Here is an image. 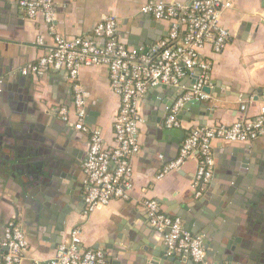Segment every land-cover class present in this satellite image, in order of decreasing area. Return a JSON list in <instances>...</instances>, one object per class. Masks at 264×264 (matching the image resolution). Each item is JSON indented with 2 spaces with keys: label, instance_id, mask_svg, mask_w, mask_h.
Wrapping results in <instances>:
<instances>
[{
  "label": "crops",
  "instance_id": "crops-1",
  "mask_svg": "<svg viewBox=\"0 0 264 264\" xmlns=\"http://www.w3.org/2000/svg\"><path fill=\"white\" fill-rule=\"evenodd\" d=\"M18 1L0 0V118L11 121L14 129L32 126L37 130L36 158L54 155L51 171L57 174L50 176L55 181L44 175L31 195L19 175L6 176L0 169V234L11 224L21 226L30 243L23 264H46L77 228L82 248L103 251L108 264H172L157 257L172 255L165 234L150 224L144 207L147 200L158 201L166 215L180 218L185 230L202 240L209 263L229 264L227 259L236 257L233 264H264V139L248 144L214 142L213 179L200 197L193 186L198 167L194 159L157 179L179 156L187 127L230 126L256 117L264 107V0H236L223 15L231 38L221 55H213L209 48L204 51L212 66L210 100L190 102L191 109L184 112L182 107L178 118L187 127L168 129L165 121L177 99L193 88L199 71L187 74L177 88L158 86L147 91L140 104L141 152L132 159L130 198L99 207L89 216L83 165L90 133H82L59 114L62 108L73 107L66 73L50 71L38 79L20 73L53 40L43 17L29 19ZM148 1L55 0L57 27L66 37L93 38L97 23L113 16L119 22V39L146 54L168 36L170 27L142 14ZM39 37L44 45L37 44ZM80 82L88 94L87 126L100 130L106 145H111L120 100L110 88L109 70L84 68ZM18 110L24 111L19 127L12 122ZM236 173L241 175L237 186ZM227 189H234L232 195ZM45 196L47 206L39 201ZM175 256L179 264H195Z\"/></svg>",
  "mask_w": 264,
  "mask_h": 264
},
{
  "label": "built area",
  "instance_id": "built-area-1",
  "mask_svg": "<svg viewBox=\"0 0 264 264\" xmlns=\"http://www.w3.org/2000/svg\"><path fill=\"white\" fill-rule=\"evenodd\" d=\"M18 2L29 19L43 17L53 40L51 47L20 73L37 79L50 71L66 73L72 88L73 107L62 108L59 114L63 121L73 124L82 133H90L88 156L83 165L86 215H92L99 207L115 200H129L133 190L132 159L141 152L138 135L143 97L153 87L177 88L187 74L199 71L193 88L177 99L165 121L168 129L187 127L179 120V112L186 103L210 100L204 89L210 85L212 66L204 51L209 48L215 56L225 52L231 32L222 23V17L234 8L236 0L146 2L141 8L143 15L170 25L168 36L146 54L119 39L116 17L97 23L93 38L66 37L57 27L55 0ZM44 42L42 37L37 39L38 45ZM92 67L108 68L110 88L120 100L111 145H106L100 130L90 129L86 123L88 94L80 82V74L82 69ZM242 110L245 111L246 106ZM187 129L179 156L163 168L157 179L179 171L194 159L198 167L193 186L200 197L213 179L214 142L248 144L264 139V107L256 117L239 119L230 126L192 125ZM144 207L152 228L165 234L170 255L187 257L195 264H212L207 261L202 240L186 231L180 218L166 215L156 200L145 201ZM29 248V240L21 226L9 225L0 234V264H23ZM46 264L108 263L103 251L82 248L81 231L77 228Z\"/></svg>",
  "mask_w": 264,
  "mask_h": 264
},
{
  "label": "water",
  "instance_id": "water-1",
  "mask_svg": "<svg viewBox=\"0 0 264 264\" xmlns=\"http://www.w3.org/2000/svg\"><path fill=\"white\" fill-rule=\"evenodd\" d=\"M2 75V71H0V77ZM204 91L207 94H211L210 87H206ZM192 105L193 103L185 104L182 112H184L186 109H191ZM23 112V110H18V113L20 114H16L18 115L17 120L12 121L13 125L19 127L22 125V123H24L22 115ZM37 140V130H35L32 126H30V128L24 127L21 130H18L12 127L11 121L0 118V169L6 176L16 177L19 175L27 190H32L31 195L37 187L38 182L40 180L42 181L44 175L45 178H51L53 181L55 180L50 176L57 175L55 172L51 171V169L54 168V165H52L51 162L54 155L49 158H44L42 156L36 158V153H34L36 151V147L34 146ZM42 154L49 156L48 153H44L43 151ZM236 176L238 179H236L234 182L237 186L240 185L239 183L241 175L239 176L236 173ZM227 191L229 195H232L234 189H227ZM39 201L47 206L46 202L48 199L46 196L43 197V199H39ZM37 211L41 212L42 209ZM245 255L247 256L246 253ZM245 255L240 254L242 258H245ZM157 257L164 262L167 261L172 264H179L175 255L166 257L164 253H161L157 255ZM236 259V257H229L227 262L229 264H233ZM253 259L255 258L253 257Z\"/></svg>",
  "mask_w": 264,
  "mask_h": 264
}]
</instances>
